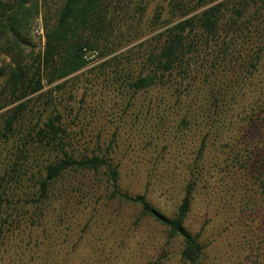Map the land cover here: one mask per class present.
<instances>
[{"label": "trees", "instance_id": "trees-1", "mask_svg": "<svg viewBox=\"0 0 264 264\" xmlns=\"http://www.w3.org/2000/svg\"><path fill=\"white\" fill-rule=\"evenodd\" d=\"M150 1L64 0L44 14L45 46L30 61L20 54L40 0H0V36L18 52L6 73L14 102L46 86L59 94L89 51L103 60L86 81L102 78L108 90L87 101L96 94L85 88L68 112L44 119L45 108L22 137L25 102L4 118L2 135L20 149L10 178L0 177V246H12L14 264H66L76 236L118 230L120 205L139 209L129 231L145 218L159 225L160 256L179 242L177 264H221L214 249L232 243L229 217L264 213V0H169L170 22L163 5L151 19L164 29L117 53L142 36ZM102 110L112 125H93ZM123 137L150 167L143 191L125 185L136 172L126 171L124 157L135 158Z\"/></svg>", "mask_w": 264, "mask_h": 264}, {"label": "rangeland", "instance_id": "rangeland-1", "mask_svg": "<svg viewBox=\"0 0 264 264\" xmlns=\"http://www.w3.org/2000/svg\"><path fill=\"white\" fill-rule=\"evenodd\" d=\"M64 0H40L42 6L41 13L34 20L29 37L32 44L30 46L23 45V51L20 56H23L30 61L33 57L37 56L40 51L43 50L46 42V31L44 25V14L47 16H53L56 13L57 7L63 3ZM169 0H151L144 15V22L142 24V36L118 50L117 53L128 50L129 48L136 47L145 39L157 34L164 28L159 26L154 28L151 24V19L160 5L164 6L162 22H170V7L168 5ZM2 37V38H1ZM13 37L0 36V177L1 175L9 172L8 178H10V172L14 171V160L18 159L20 149H17L14 145V136L11 140H6L2 135L3 120L8 114L9 110L14 108L18 103L25 102L26 112L25 121L22 124L24 128L19 136H24L25 131L29 128L35 127L39 119V114L46 108L47 111L43 118L45 119L51 111L60 109L62 112H68L70 106L81 98V95L85 88L90 90V93L96 94V96L88 97L87 101H92L99 96L100 93L107 94L108 90L104 87L103 79L95 81V85L87 83L86 78H93L92 74L88 72V69L99 64L103 59L99 58L97 51L88 52V66L82 71H87V75L75 77L78 73L72 74L65 79H68L64 90L59 94L51 95V92L46 90L50 86H46L43 89L42 94H33L27 98L14 102V95L12 90L6 85L7 74L14 62V54L18 53L14 50ZM56 93V92H55ZM30 98V99H29ZM75 105V104H74ZM66 106V107H65ZM111 111V110H110ZM44 112V111H43ZM42 123V122H41ZM113 119L108 112L106 114L104 110L100 112L97 119L93 122L94 126H101L102 124L112 125ZM127 128L131 129V122ZM106 133L103 134V136ZM126 137L120 140V144L125 148V152L129 157L135 158L136 147H132L125 141ZM137 140L139 137L137 136ZM24 149V147L22 146ZM22 149V150H23ZM25 150V149H24ZM16 154V155H15ZM124 160L128 162L126 171L132 169L136 172V175L132 178L125 180V185L135 191H143L147 178V171L150 168L148 164L139 163L135 159H129L124 157ZM136 160V161H133ZM132 166V168H129ZM12 175V173H11ZM157 203H160L162 207L170 208L172 200L170 195L165 198L160 192H155ZM120 214V227L113 232L108 229L106 231L99 230V233L95 236L84 234L82 239L73 238L70 243L79 242L75 244L70 254V258L66 264H147L149 260L158 258L160 261H164L165 264H177V250L179 248V242L177 245H168L167 252L161 255V244L163 243V231L159 225L153 222L149 218H145L140 221L137 228L130 230L129 225L130 218L135 219L139 213V209H134L125 205H120L117 209ZM203 213H195L193 219L196 222H201L203 217L200 216ZM132 219V220H133ZM131 220V221H132ZM130 221V222H131ZM213 221V220H212ZM232 223L229 227V231L225 230L223 236L226 240L231 241V245L225 249H214L215 254L218 255L221 264H258V261L264 256V213L261 216H257L256 219L252 216L243 219L239 212L229 217L227 221ZM261 223V224H260ZM217 224V223H216ZM200 226H197L199 228ZM6 239L5 241H8ZM162 242V243H161ZM14 243V242H13ZM214 246V245H213ZM214 247H221L215 245ZM63 247H57V249ZM6 247L0 246V264H14V249L9 247L6 251ZM61 249V250H62ZM176 251V252H174ZM160 256V257H159ZM56 262V261H55Z\"/></svg>", "mask_w": 264, "mask_h": 264}]
</instances>
